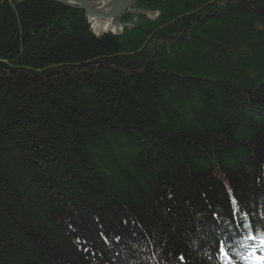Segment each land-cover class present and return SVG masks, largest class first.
I'll return each mask as SVG.
<instances>
[{
	"label": "trees",
	"instance_id": "16d2710c",
	"mask_svg": "<svg viewBox=\"0 0 264 264\" xmlns=\"http://www.w3.org/2000/svg\"><path fill=\"white\" fill-rule=\"evenodd\" d=\"M119 24L0 0V264H221L233 199L264 231V0Z\"/></svg>",
	"mask_w": 264,
	"mask_h": 264
},
{
	"label": "snow or ice",
	"instance_id": "6c2138e0",
	"mask_svg": "<svg viewBox=\"0 0 264 264\" xmlns=\"http://www.w3.org/2000/svg\"><path fill=\"white\" fill-rule=\"evenodd\" d=\"M232 203V216H236L237 212H240L241 220L239 221V225L242 229V232L238 235L240 236V241H236L235 237L228 236L223 239L218 240V250L217 255L221 260V264H238L234 256L233 252H236L237 255H240V258L245 261V264H264V255L257 256L255 255V251H251L248 255H242L239 252V249L234 246L235 243H239L240 247L247 248L248 245H245L243 241H259V244L262 248H264V231L254 230L252 225L247 222L246 217L248 216L247 212L241 211L237 207V201L233 199ZM183 259V257H181Z\"/></svg>",
	"mask_w": 264,
	"mask_h": 264
},
{
	"label": "water",
	"instance_id": "95a60500",
	"mask_svg": "<svg viewBox=\"0 0 264 264\" xmlns=\"http://www.w3.org/2000/svg\"><path fill=\"white\" fill-rule=\"evenodd\" d=\"M70 8H77L85 12L92 26L94 23L117 22L122 14L127 12L137 0H49ZM263 14V11L260 12ZM95 30L96 28L93 27ZM113 30L101 31L102 35L113 33Z\"/></svg>",
	"mask_w": 264,
	"mask_h": 264
},
{
	"label": "bare ground",
	"instance_id": "6f19581e",
	"mask_svg": "<svg viewBox=\"0 0 264 264\" xmlns=\"http://www.w3.org/2000/svg\"><path fill=\"white\" fill-rule=\"evenodd\" d=\"M93 25L95 28L101 31L106 30V29L115 30V27H113V24L110 22H106V23H100V22L94 23L93 22Z\"/></svg>",
	"mask_w": 264,
	"mask_h": 264
},
{
	"label": "rangeland",
	"instance_id": "374dc122",
	"mask_svg": "<svg viewBox=\"0 0 264 264\" xmlns=\"http://www.w3.org/2000/svg\"><path fill=\"white\" fill-rule=\"evenodd\" d=\"M118 27H119L118 23H115V28H116L115 32H117Z\"/></svg>",
	"mask_w": 264,
	"mask_h": 264
}]
</instances>
